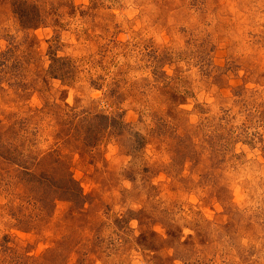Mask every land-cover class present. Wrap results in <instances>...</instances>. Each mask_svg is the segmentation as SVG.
Listing matches in <instances>:
<instances>
[{
  "label": "rangeland",
  "instance_id": "374dc122",
  "mask_svg": "<svg viewBox=\"0 0 264 264\" xmlns=\"http://www.w3.org/2000/svg\"><path fill=\"white\" fill-rule=\"evenodd\" d=\"M0 264H264V0H0Z\"/></svg>",
  "mask_w": 264,
  "mask_h": 264
},
{
  "label": "trees",
  "instance_id": "16d2710c",
  "mask_svg": "<svg viewBox=\"0 0 264 264\" xmlns=\"http://www.w3.org/2000/svg\"><path fill=\"white\" fill-rule=\"evenodd\" d=\"M70 180H71L70 182H72V183L74 182V180H72V179H70ZM73 184H75V183H73ZM70 189H71V187H65V188H64V190H68V191H69ZM69 192H70V191H69ZM76 194H77V193H75L73 196H75Z\"/></svg>",
  "mask_w": 264,
  "mask_h": 264
}]
</instances>
